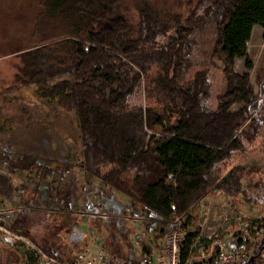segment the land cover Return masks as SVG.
<instances>
[{
  "label": "trees",
  "instance_id": "obj_1",
  "mask_svg": "<svg viewBox=\"0 0 264 264\" xmlns=\"http://www.w3.org/2000/svg\"><path fill=\"white\" fill-rule=\"evenodd\" d=\"M36 1L29 27L34 42L11 52L18 62L3 92L34 87L37 96L71 114L81 145L79 166L109 190L100 199L106 203L116 193L137 206L146 220L140 228L154 231L156 243L173 227L187 233L189 244L199 203L213 193L254 205L262 201L264 207V66L256 72V92L247 72L234 71L253 27L264 30V0H186L185 14L144 2L136 7L135 25L126 0ZM194 53L216 60L225 80L214 109L205 105L208 70L189 75ZM245 67L250 70L251 62ZM258 139L261 166L243 156ZM0 164L23 175L20 190L32 196L42 190L49 204L69 208L74 191L37 156L1 152ZM12 191L10 179L0 175V204ZM77 195L88 204L84 193ZM38 219L19 210L8 228L30 232ZM114 227L112 219V234ZM262 235L254 244L235 240L251 251L250 264H264ZM140 241L141 253L151 256ZM66 252L63 258H73ZM132 252L121 236L109 248L118 260L110 264H146ZM185 256L181 251V262Z\"/></svg>",
  "mask_w": 264,
  "mask_h": 264
},
{
  "label": "rangeland",
  "instance_id": "obj_2",
  "mask_svg": "<svg viewBox=\"0 0 264 264\" xmlns=\"http://www.w3.org/2000/svg\"><path fill=\"white\" fill-rule=\"evenodd\" d=\"M185 1L126 0V3L131 22L135 25L138 19L136 7L141 3H151L158 9L163 7L185 14ZM37 10L36 0H0V153L5 152L14 156L24 154L37 156L46 167L55 171L53 176L56 180L63 178L61 181L69 184L68 191H74V194H72L69 208L60 207L56 203L49 204L42 190L34 196L26 190H20V187L24 185L23 175L11 170L6 164H0V175L8 177L13 188L12 194L3 198L0 204V211H5V214L0 217V225H3L6 231L0 230V264H19L24 257L23 253L18 250L8 253L7 250L13 249L15 245L18 247L20 244L25 245L26 241L36 246H38L37 243L45 244L63 264L115 263L118 260L111 259L108 251L115 245L116 240H121L123 235L127 236L132 244L133 255L138 257V250L134 247V238L138 237L139 240L145 241L151 234L153 236L154 231L145 233L140 228L146 220L140 216L138 207L121 195L111 193L114 196L105 203L102 195L101 199L100 196L97 199L94 190H87L86 186L89 185L91 188L96 185L100 194L103 191L109 193V190L101 186L97 180L85 176L79 166L81 145L71 114L37 96L34 87L3 92L5 88L12 85L15 64L18 62L17 57L11 52L15 47L27 46L34 42V39L31 40L29 27ZM247 61L252 64L250 70L245 67ZM263 66L264 30L259 26H254L246 43V54L243 58L235 59L234 71L239 74L247 72L256 92L258 91L255 81L256 72L260 71ZM201 69L208 70V97L205 105L209 109H214L217 105V95L223 90L225 80L216 60H210L194 53L191 58L189 75ZM243 156L248 162L261 166L260 139L249 145ZM238 158H240L239 155L235 158L237 162ZM235 159L231 161L233 164L236 162ZM67 164L71 167L65 170ZM31 175L34 174L31 173ZM80 193L85 194L88 204L81 201L82 199L77 195ZM259 199H262V196ZM94 207L96 209L99 207V210L95 209V211ZM108 207H111L113 212H108ZM19 210L38 214L39 219L30 232L24 229L14 231L8 228ZM101 215L105 216V220L101 219ZM96 219L99 220L98 225L92 224L91 221ZM112 219L115 221L113 234L108 231ZM262 221H264L262 201L260 205H254L225 196L220 192L204 197L199 203L189 232L193 238L189 244H186V233L185 242L179 248L180 255L181 251H186L185 259L181 262L180 257L179 264L192 263L199 258L205 247L211 246L214 241H219L223 246L229 247L236 246L237 237H246L250 243H257L261 237L259 234L262 235L264 232ZM136 229L138 230L137 235L134 233ZM174 229L171 227L165 231L171 232ZM165 233L163 238L166 240ZM11 234H14L16 238ZM30 234L34 235L37 242L28 236ZM161 240L159 241L160 246L162 245ZM240 248L245 252V248ZM66 249L68 251L73 249L74 252L81 249L80 251L84 252V261L78 262L72 257L63 258ZM250 252L246 250V253L250 254ZM156 253L159 254L163 264H171V251L169 255L165 252ZM251 259L250 254V259L241 264H250Z\"/></svg>",
  "mask_w": 264,
  "mask_h": 264
},
{
  "label": "built area",
  "instance_id": "obj_3",
  "mask_svg": "<svg viewBox=\"0 0 264 264\" xmlns=\"http://www.w3.org/2000/svg\"><path fill=\"white\" fill-rule=\"evenodd\" d=\"M97 191V187H94V195H96L95 197L98 199ZM102 213L103 212H101V214ZM3 214H5V211H0V217H2ZM101 219L105 220V216L101 215ZM0 230L2 232H6L3 228V225H0ZM165 232L164 233L167 239L165 240L163 238L161 240V246L160 242L156 243L152 236H148L145 239V244H147L152 250L151 256L141 253V241L138 239V237L134 238V247L135 249L137 248V256L142 260V262L146 264H163V262L160 260L159 254L156 252H165L167 255H169V251H171V264H179L180 254L178 252L179 248L185 242L184 239L186 238V232L180 228H175L171 232L166 230ZM134 233L137 235L138 230L136 229ZM11 235L16 238L14 234ZM260 236L262 237V235L259 234V237ZM261 237L258 239V241L261 239ZM136 238L138 240H136ZM245 240L249 239L246 238ZM13 250H18L20 253H23L24 257L22 261L19 262V264H63L53 255L47 254L40 247L29 243L28 241L25 242V245L20 244L19 247L15 245L11 251L14 252ZM80 250L81 249L75 250L74 252L73 249H69V252L74 253L73 258H76L75 261L78 262L82 260L84 261V252H81ZM200 256L190 264H241L242 262H246L250 259V254L246 253V250L244 252L243 249L237 246H223L219 241H214L211 243V246L205 247Z\"/></svg>",
  "mask_w": 264,
  "mask_h": 264
},
{
  "label": "crops",
  "instance_id": "obj_4",
  "mask_svg": "<svg viewBox=\"0 0 264 264\" xmlns=\"http://www.w3.org/2000/svg\"><path fill=\"white\" fill-rule=\"evenodd\" d=\"M89 185L88 186H86V188H87V190L89 191V190H94V187H97L96 185H93V186H91V188L89 187ZM99 191H97V194H98V197H99Z\"/></svg>",
  "mask_w": 264,
  "mask_h": 264
}]
</instances>
